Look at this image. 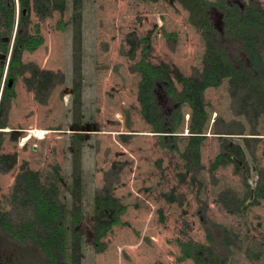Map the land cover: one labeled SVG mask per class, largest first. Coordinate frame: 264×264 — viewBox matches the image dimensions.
<instances>
[{
  "label": "rangeland",
  "instance_id": "rangeland-1",
  "mask_svg": "<svg viewBox=\"0 0 264 264\" xmlns=\"http://www.w3.org/2000/svg\"><path fill=\"white\" fill-rule=\"evenodd\" d=\"M84 6L82 111L85 130L81 135H85L82 184L85 241L80 263L193 264L191 259L178 260L181 251L178 239L206 242V231L197 215L200 206L197 194L200 193V198L210 205L211 216L227 225L236 236L229 264H264V201L241 215L227 213L215 199L227 187L243 195L242 173L236 171L234 163L210 171L223 142L211 129L238 132L242 130V122L246 135L251 138L247 140L239 134L226 136L245 148L248 144L246 160L252 169L249 182L255 186L253 166H264V116L257 126H251L245 118L236 115L228 78L219 87L209 88L206 100L212 112L211 128L201 148L205 169L199 182L190 179L181 182L177 175L184 171V163L179 153L158 145V136L140 113V76L131 72L130 66L140 59L142 49L138 50L136 59L131 60L121 54V48H130L126 40L133 38L132 33L138 37L150 34L153 45L150 61L176 65L191 75L202 67L205 43L200 31L189 23V12L176 0H85ZM15 8L18 22L19 0ZM27 17L22 26L29 34L39 33L44 42L32 51H25L23 62L63 73L66 80L51 89L47 104H40L26 84L25 78L31 76L30 72L13 83L15 96L5 118L8 127L4 129L1 152L17 153L18 161L10 171L0 172L4 210L11 209L8 197L25 162L29 169L43 173L58 164L63 176L61 198L69 201L71 196L72 136L77 132L72 93L73 0H68L65 11L55 10L45 19H40L33 8ZM165 30L177 36L168 38ZM13 34L10 48L14 45L15 32ZM126 111L131 115L130 126L126 123ZM32 130L49 132L32 136ZM29 136V140H25ZM180 148H183L182 142ZM105 184L113 186L127 210L122 217L124 223L115 226L102 239L104 251L97 252L92 240V209L96 190ZM172 191L176 200L173 202L164 197ZM182 195L185 196L183 203Z\"/></svg>",
  "mask_w": 264,
  "mask_h": 264
},
{
  "label": "trees",
  "instance_id": "trees-1",
  "mask_svg": "<svg viewBox=\"0 0 264 264\" xmlns=\"http://www.w3.org/2000/svg\"><path fill=\"white\" fill-rule=\"evenodd\" d=\"M84 1L73 0V36L72 53L74 68V129L72 136L71 196L66 201L61 198L63 176L59 165L48 172L31 170L27 162L21 166L8 197L10 210H4L0 196V264H81L84 232L82 220L83 208V144L82 136V85L84 80L83 42H84ZM157 2L158 0H147ZM188 12L189 23L198 29L205 43L202 67L191 75L185 74L178 66L167 62L154 64L150 61L153 51L151 35L138 37L130 34L127 38L130 48H121V54L135 60L141 48V57L130 66V71L138 73V101L140 113L152 132L158 136V145L162 149L177 152L183 160L184 171L177 175L181 182L190 179L199 182L202 163V144L211 128L212 112L206 100L209 88H217L223 80L229 79V92L233 109L251 126H257L264 116V3L262 0H176ZM0 0V35L7 32L12 39L16 22V0ZM20 19L18 21L13 49L6 62H0V172L14 168L18 161L17 153H2L4 131L8 127L7 116L11 101L15 96L14 84L10 79L30 72L25 78L26 84L34 91L40 104H47L51 89L56 83H63V73L40 69L35 64H25L23 53L34 50L44 42L39 33H26L21 26L28 17L22 13L31 8L40 19L50 17L53 11L66 10L68 0H19ZM3 29V30H1ZM7 30V31H6ZM39 32V25L36 24ZM164 34L168 38L176 33ZM7 72V74H6ZM6 74V75H4ZM127 126L131 125L130 112L126 111ZM188 116V118H187ZM217 120H215L216 125ZM242 130L217 131L214 134L223 138L222 151L211 163L210 171L234 163L237 172L244 179L245 193L242 195L232 187L217 194L215 203L231 215H241L251 206L264 201V166H253L256 174L255 186L249 182L252 169L246 160V148L226 136L239 134L248 137L244 123ZM41 134L49 131L40 130ZM40 135L37 130L31 131ZM257 134V133H251ZM30 136L25 139L29 140ZM183 148L181 150L180 143ZM168 201H176L174 193L164 194ZM182 203L185 196L182 195ZM200 206L197 215L206 231V242L193 238L178 239L180 256L183 262L188 259L193 264H229L235 243V234L225 224L216 221L210 214V205L200 193L197 194ZM127 205L115 194L110 184H105L95 192L92 209V240L97 252L104 251L102 239L115 226L124 223L122 217ZM9 259V260H8Z\"/></svg>",
  "mask_w": 264,
  "mask_h": 264
},
{
  "label": "flooded vegetation",
  "instance_id": "flooded-vegetation-1",
  "mask_svg": "<svg viewBox=\"0 0 264 264\" xmlns=\"http://www.w3.org/2000/svg\"><path fill=\"white\" fill-rule=\"evenodd\" d=\"M7 4L10 5L9 0H8V3ZM22 13H24L27 16V10L26 9L23 10ZM18 14H19V19H20L21 10H20V12L18 11ZM17 28L19 29L18 22H17L16 31H17ZM1 30H3V29H1ZM23 30H24V27L21 26L20 32L22 33ZM16 31H15V34H16ZM26 33H28V30L27 29H26ZM4 38H7V40L4 41ZM14 39H15V37H14ZM10 41H11V38L8 36V33L7 32H5V33H3V34L0 35V62H6V60L9 59L8 56H10L11 51H10V53L7 52L6 45L8 44V49H11L12 50L13 49V45H12L11 48L9 47ZM6 74H7V72H6Z\"/></svg>",
  "mask_w": 264,
  "mask_h": 264
},
{
  "label": "water",
  "instance_id": "water-1",
  "mask_svg": "<svg viewBox=\"0 0 264 264\" xmlns=\"http://www.w3.org/2000/svg\"><path fill=\"white\" fill-rule=\"evenodd\" d=\"M5 40H7V38H4V41H5ZM8 60H9V59H8ZM13 83H14V80H13V79H10V81H9V85L12 86Z\"/></svg>",
  "mask_w": 264,
  "mask_h": 264
},
{
  "label": "crops",
  "instance_id": "crops-1",
  "mask_svg": "<svg viewBox=\"0 0 264 264\" xmlns=\"http://www.w3.org/2000/svg\"><path fill=\"white\" fill-rule=\"evenodd\" d=\"M128 133L134 135L135 132H128ZM134 137H135V136H134ZM127 141H128V140H127ZM127 141H126V142H127ZM131 142H132V141H131ZM132 143H133V142H132Z\"/></svg>",
  "mask_w": 264,
  "mask_h": 264
},
{
  "label": "built area",
  "instance_id": "built-area-1",
  "mask_svg": "<svg viewBox=\"0 0 264 264\" xmlns=\"http://www.w3.org/2000/svg\"><path fill=\"white\" fill-rule=\"evenodd\" d=\"M43 135H45V134H43ZM39 138H41V136H39ZM23 144H24V142L21 143L22 146H24Z\"/></svg>",
  "mask_w": 264,
  "mask_h": 264
}]
</instances>
